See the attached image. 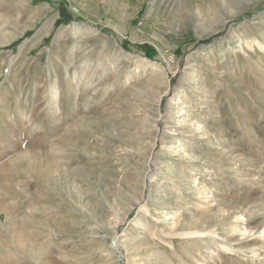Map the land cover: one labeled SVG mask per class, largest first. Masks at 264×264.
Returning a JSON list of instances; mask_svg holds the SVG:
<instances>
[{"label": "rangeland", "instance_id": "rangeland-1", "mask_svg": "<svg viewBox=\"0 0 264 264\" xmlns=\"http://www.w3.org/2000/svg\"><path fill=\"white\" fill-rule=\"evenodd\" d=\"M0 264H264V0H0Z\"/></svg>", "mask_w": 264, "mask_h": 264}, {"label": "bare ground", "instance_id": "bare-ground-1", "mask_svg": "<svg viewBox=\"0 0 264 264\" xmlns=\"http://www.w3.org/2000/svg\"><path fill=\"white\" fill-rule=\"evenodd\" d=\"M136 204H137V203H136ZM136 206H137V205H135L134 208H135ZM188 233H189V232H188ZM191 233H193V232H191Z\"/></svg>", "mask_w": 264, "mask_h": 264}]
</instances>
